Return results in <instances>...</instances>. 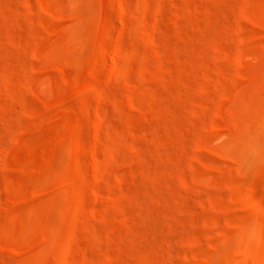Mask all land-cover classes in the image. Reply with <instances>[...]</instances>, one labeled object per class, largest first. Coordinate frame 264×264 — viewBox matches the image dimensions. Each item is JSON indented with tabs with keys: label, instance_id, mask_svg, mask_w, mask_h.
<instances>
[{
	"label": "rangeland",
	"instance_id": "obj_1",
	"mask_svg": "<svg viewBox=\"0 0 264 264\" xmlns=\"http://www.w3.org/2000/svg\"><path fill=\"white\" fill-rule=\"evenodd\" d=\"M0 264H264V0H0Z\"/></svg>",
	"mask_w": 264,
	"mask_h": 264
}]
</instances>
